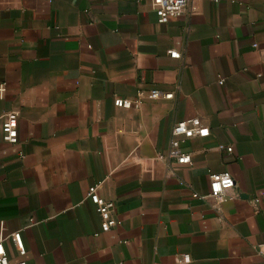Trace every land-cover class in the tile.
I'll return each mask as SVG.
<instances>
[{
  "label": "crops",
  "instance_id": "0c3cea01",
  "mask_svg": "<svg viewBox=\"0 0 264 264\" xmlns=\"http://www.w3.org/2000/svg\"><path fill=\"white\" fill-rule=\"evenodd\" d=\"M263 51L264 0H191L164 24L151 0H0L8 260L176 264L188 254L189 264H264ZM152 88L173 99L113 104ZM14 110L9 144L4 115ZM193 118L209 132L182 145L191 161L178 164L167 158L170 131ZM222 172L234 180L232 199L192 197ZM93 185L120 221L106 233L86 196Z\"/></svg>",
  "mask_w": 264,
  "mask_h": 264
},
{
  "label": "built area",
  "instance_id": "2783aa9c",
  "mask_svg": "<svg viewBox=\"0 0 264 264\" xmlns=\"http://www.w3.org/2000/svg\"><path fill=\"white\" fill-rule=\"evenodd\" d=\"M191 0H151L152 9L156 15L157 22L164 24L170 19L182 17L186 12ZM255 47V46H254ZM171 58L176 59L180 54L176 51H170ZM264 55V51H263ZM218 84L222 85L223 80L220 79ZM4 85H0V98L4 94ZM172 92H163L157 88L148 91L139 90L133 99L116 97L113 104L118 109H138L143 101H169L173 99ZM19 111L14 110L4 115L6 120V129L3 140L9 144L17 143L16 125ZM209 130L204 126L198 118L182 120L175 123L170 131L171 139L167 151V158L175 160L178 164H190V155L182 151V145L195 137H204ZM220 150H225L228 154H232L231 146H219ZM160 159L164 156L159 155ZM234 180L229 172L209 174V193L205 196L194 193L193 198L204 200L211 198L216 203H220L225 199H232L229 195L234 189ZM88 200L95 206V210L100 218V231L106 233L120 224L115 217V204L111 201L102 199L97 193V186L93 185L88 188L86 194ZM32 223L33 220H30ZM97 236V234H96ZM11 239L15 244L19 254L23 256L25 249L21 241L20 233L16 232L11 235ZM259 255L264 258V244L258 248ZM190 256L183 254L176 258V264H189ZM0 264H27L24 260L10 262L7 258L3 244L0 242Z\"/></svg>",
  "mask_w": 264,
  "mask_h": 264
}]
</instances>
